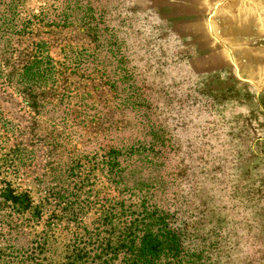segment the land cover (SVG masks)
I'll return each instance as SVG.
<instances>
[{
    "label": "rangeland",
    "instance_id": "1",
    "mask_svg": "<svg viewBox=\"0 0 264 264\" xmlns=\"http://www.w3.org/2000/svg\"><path fill=\"white\" fill-rule=\"evenodd\" d=\"M15 6L0 0V186L147 201L205 264H264V0Z\"/></svg>",
    "mask_w": 264,
    "mask_h": 264
},
{
    "label": "trees",
    "instance_id": "2",
    "mask_svg": "<svg viewBox=\"0 0 264 264\" xmlns=\"http://www.w3.org/2000/svg\"><path fill=\"white\" fill-rule=\"evenodd\" d=\"M13 1L14 18L21 0ZM116 154H111L109 164L112 175L121 174ZM75 177L84 187L94 186L89 178ZM73 184L66 180L35 200L11 182L1 183L0 264H205L203 249L178 226L176 213L123 197L105 201L89 197L83 202L71 196ZM126 190L123 187L120 193ZM89 216L93 221L86 225ZM63 222L77 231L63 236L58 231ZM27 228L33 232L30 240L25 237Z\"/></svg>",
    "mask_w": 264,
    "mask_h": 264
}]
</instances>
